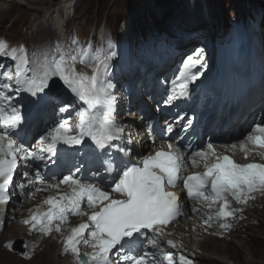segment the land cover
<instances>
[{
    "label": "snow or ice",
    "instance_id": "snow-or-ice-1",
    "mask_svg": "<svg viewBox=\"0 0 264 264\" xmlns=\"http://www.w3.org/2000/svg\"><path fill=\"white\" fill-rule=\"evenodd\" d=\"M117 55L111 46L107 50L68 46L30 52L24 44L0 39V60L8 61L0 64V205H7L16 195L10 187L23 168L22 182L16 185L20 193L29 189L31 198L36 192L53 189L56 195L42 201L48 206L45 211L40 206L30 209L22 223L29 232L49 237L58 234L62 254H71L76 264H193L184 251H172L183 250V243L168 239L172 233L167 228L184 215L181 194L175 189L182 185L188 199L204 202L209 210L216 206L214 212L204 214L205 232L213 220L221 229H231L229 218L243 213L233 203L247 205L257 194L264 196V162L250 160L259 157L264 161V117L239 142L243 163L226 154L236 144L223 145L221 152L211 141L195 147L182 143L174 122L162 128L148 126L147 138L153 146L158 136L166 142L144 155L131 135L125 139L126 127L117 119L115 85L110 79ZM77 63L87 64L91 73L78 71ZM203 66L204 51L195 49L171 81L164 103L187 98ZM57 88L62 92L57 93ZM61 94L70 100H60ZM53 101L59 105L60 118L48 123L45 111ZM186 116L176 117L177 122L185 121L182 129L193 125ZM30 123L46 124L42 134L34 137L35 144L26 139ZM65 149L86 151L96 171L85 177L81 175L83 165H74L47 187H36L42 167L63 159ZM189 164L192 168L202 165L204 170L185 175ZM62 186L68 191H61ZM69 215L81 220L66 229ZM82 245L91 251L82 252ZM4 247L11 249L13 242ZM24 255L31 259L28 253Z\"/></svg>",
    "mask_w": 264,
    "mask_h": 264
},
{
    "label": "rangeland",
    "instance_id": "rangeland-1",
    "mask_svg": "<svg viewBox=\"0 0 264 264\" xmlns=\"http://www.w3.org/2000/svg\"><path fill=\"white\" fill-rule=\"evenodd\" d=\"M169 1L182 3L185 12L188 15L194 12L195 10L199 11V4L202 1V5H207L206 11L208 12V14L211 15L212 24L218 23L225 25L226 17H229L233 12L240 10L242 6H245L246 9V4L244 2L245 0H134L132 8L131 3L133 2V0H78V2L76 0L75 2H73V5L77 3L79 9L76 14L73 13L66 18L63 27H67L69 25L70 28L75 27L80 31L90 34L93 31H102L104 25H107L111 31L116 33V31L120 32V25H124V23L127 21V15L129 14V12L132 16L137 13L135 16L139 17L137 18L139 22H146V24H148L154 21L155 23H157V21L159 20V15L167 14L168 8L172 4V2ZM166 3L167 5L164 10L156 16L155 12L160 9L161 6H164ZM49 14L52 13L49 12ZM49 14L48 18H52L53 16L49 17ZM61 18H63V15L61 16ZM44 19L47 20V18L43 16V14L35 12L29 6L23 4L19 5L10 0H0V35L6 34L11 37L14 41H20L25 38L29 40L33 37L34 40L39 39L42 37L41 34H43V32L48 33V31L51 30L45 28ZM35 21L38 23L36 24ZM56 27L57 26L53 28L54 31H58ZM39 28L42 32L37 31V29ZM13 200V203L15 204L14 208L11 207V205H9L8 207L6 206L4 208L0 205V221H2L4 216L3 226L0 230V264H46V258H44V249L42 246L43 244H39L36 239L39 236L38 232H34L31 234V240H17L16 238L17 233L15 228H17L20 223L18 224L17 222L16 224L14 218L15 216H22L23 210H25L26 206L33 205L34 200H32V198H30L29 196L25 198H20V200H18L17 197H14ZM235 220L237 221L238 218H235ZM248 221L250 225L255 226L254 231L252 232L250 229H248L250 228L249 226H244V228L242 229L248 232H252L253 235H256L248 236V240L256 248V252L254 254L256 257L255 264H264V223H262L261 225V222L259 223V220L251 222L250 220ZM240 228L241 227H239L237 221V228L235 230L240 231ZM195 231L193 230L191 232L192 234L196 233L197 235L198 232L197 230ZM240 235V232H237V236L236 234L234 235L231 233L230 235H228L227 240H232L231 243H238V236ZM209 237L215 238V236ZM44 239L47 240V236H44ZM20 240H22L23 242L26 241V244L29 243V247L32 246L30 253V255L32 256L31 259L22 257L18 252L14 253L12 251V248L6 249L4 247V245L8 241H12L13 245L16 247L17 245H19ZM25 249L26 248H22L23 251ZM237 249V247L233 249L239 253L237 258L243 259L244 254L247 252V249L243 248V250H245H242L240 252ZM59 255L61 257H64L65 254H59L58 250H56L54 252V256ZM235 261L237 262L236 264H246V262L243 260ZM206 263L215 264L216 262L209 263L206 261Z\"/></svg>",
    "mask_w": 264,
    "mask_h": 264
},
{
    "label": "bare ground",
    "instance_id": "bare-ground-1",
    "mask_svg": "<svg viewBox=\"0 0 264 264\" xmlns=\"http://www.w3.org/2000/svg\"><path fill=\"white\" fill-rule=\"evenodd\" d=\"M14 3H17L19 5H26L29 6L30 8H32L35 12L37 13H43L45 15L50 13H55V11L57 12L60 8H65V12L66 15H71L72 13H74V10L77 7V3L75 5H73V2H75L76 0H10ZM78 2V0H77ZM21 3V4H20ZM36 9V10H35ZM53 11V12H52ZM210 15V14H209ZM211 16V15H210ZM48 19V17H46ZM45 20V19H44ZM65 20V14H63V18H61L60 16H58L57 18H53V19H48L45 20V22H49L52 26L57 25V27L59 28L62 24V22ZM37 21V20H36ZM35 23L37 24L38 22ZM56 27V28H57ZM62 30H65L64 28L60 27ZM39 30L41 31V29L39 28ZM187 44H180L177 45V43L172 47L173 51H177L178 49H180L181 52H183L185 50V48L187 47ZM180 47V48H179ZM184 48V49H183ZM230 53V52H229ZM222 59L218 60L215 64H213L212 68L216 69L218 68L221 64H222ZM157 68H159L160 72L161 68L157 65ZM212 77V73L207 74L206 78H211ZM122 80V78H121ZM203 86H206L205 84H202ZM122 92L119 93V96H121ZM138 94H135L134 96H137ZM119 105L117 107V111L121 114L120 116V121L125 125L127 121H130L126 115L122 114V96L120 97V101H119ZM136 116V117H135ZM142 115H138L135 112H133L131 114V118H134L133 121H135L136 123H138L139 125L142 123L143 118L141 117ZM77 118H72V123L76 122ZM247 122H245L242 126L246 125ZM240 126V127H242ZM146 128V125L143 129ZM133 131H131L130 128H128L126 133H132ZM138 139V138H136ZM142 141H145L143 148H146L147 146H149V140L147 138V134L145 135L144 138L141 139ZM24 171L23 168H21L20 170H18V173L16 175V177L14 178V183L13 185L10 187V192H15L16 195L13 196L12 200L7 204V205H1V207H8L9 205H11V207L14 208L15 204L14 202V197H17L18 200H20V198H23L24 196L28 195V191L29 189H25L23 193H20L19 190L16 188V185L20 184L22 182V172ZM43 176V173H42ZM30 178H35V177H30ZM42 184H39L37 182L36 187L39 188H45L47 187V184L49 183H53L52 181H42ZM39 184V185H38ZM32 190V189H31ZM61 191H68V189L65 186H62ZM42 193L36 192L34 197H31L32 200H34V204L33 205H28L26 206L25 210H23V215L22 216H15V222L17 224L20 223V225L15 228L16 230V238L17 240L19 239H23V240H31V234L34 232H29L27 230V226H25L22 223V220L27 218L30 215V209L31 210H35L37 208V206L39 207L40 211H45L47 209V205H44L42 203V201L49 195H56V190L50 189L48 191H41ZM256 196H258V198L256 200H251L249 201L250 205H254V204H259V200L262 204H264V196H261L259 194H257ZM34 198V199H33ZM182 205H184V207L182 208V211L184 213V218L178 222H175L172 227L169 230V232L172 233L171 236H169L168 239H174L178 242H182L184 248H189L191 251L195 252L196 254L199 255L201 261L203 262H216V263H222V264H236L237 262L235 260H243L246 262V264H255V252H256V248L255 246L248 240V236H256L253 235V231L255 229L254 225H250L248 219H243L242 221H238L240 231L237 230H233V234H236L237 236V232H240V236L239 237V242L235 243L229 240H227V237H225V239H219V238H211L207 235V232L204 231V228L206 227L203 224V221H200L198 219H194L191 217V215L188 212V204L186 202H182ZM83 207V205H82ZM237 208H242L243 209V213H251V218L252 216L254 218H256V220H259V223L262 225V223H264V208L260 209V208H252V207H247V205H240L237 206ZM1 213V211H0ZM241 215V213H240ZM248 215V214H247ZM69 222L68 225L66 226V229L69 227H74L76 226V224H78L81 220L80 217L77 216H73V215H69ZM250 220V219H249ZM233 223H235V219L231 220ZM236 221V222H237ZM258 222V221H257ZM257 223V224H259ZM17 226V225H16ZM245 227H250L248 229H250L252 232H248L246 230H243L242 228ZM257 227V226H256ZM260 228V227H259ZM14 230V232H15ZM195 231L197 230V235L196 233L192 234L191 231ZM211 230V229H208ZM13 231V230H12ZM212 231H215L216 233H225V235H229L230 233H226V230H220V229H212ZM257 231V230H256ZM196 232V231H195ZM39 236L36 238L37 242L39 244H43V251H44V258H46V264H76V261L74 259V257L71 254H65L64 257L59 256H54V252L56 250H58L59 254H62V243L61 240L58 236V234L53 233L52 236H47V240L44 239V236L39 233ZM67 234V231H65V235ZM224 242V243H222ZM165 250H170L168 249V247L166 245H164ZM235 247H237L240 251L243 250V248L247 249V252L244 254V258H237V256L239 255V253L233 249H235ZM41 249V248H40ZM90 248H87L85 246H81V251L82 252H90ZM245 250V249H244ZM243 250V251H244ZM258 250V249H257ZM174 252V254H177L180 252L179 249L176 250H172ZM41 252V250H40ZM8 256V255H6ZM43 256V255H42ZM242 256V255H241ZM240 256V257H241ZM43 260V259H42ZM215 263V264H216ZM261 263V262H260Z\"/></svg>",
    "mask_w": 264,
    "mask_h": 264
}]
</instances>
